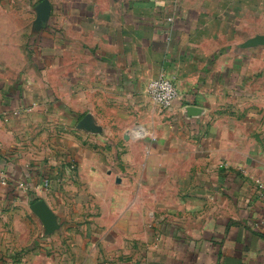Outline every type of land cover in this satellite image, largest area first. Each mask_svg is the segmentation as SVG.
<instances>
[{
	"label": "crops",
	"instance_id": "crops-1",
	"mask_svg": "<svg viewBox=\"0 0 264 264\" xmlns=\"http://www.w3.org/2000/svg\"><path fill=\"white\" fill-rule=\"evenodd\" d=\"M16 1L0 0V264H264V0H49L41 25L44 0ZM10 68L27 69L13 90ZM161 77L169 110L147 96Z\"/></svg>",
	"mask_w": 264,
	"mask_h": 264
},
{
	"label": "water",
	"instance_id": "water-1",
	"mask_svg": "<svg viewBox=\"0 0 264 264\" xmlns=\"http://www.w3.org/2000/svg\"><path fill=\"white\" fill-rule=\"evenodd\" d=\"M51 13V5L49 0L42 1L37 7L36 24L41 25L49 20ZM252 46H264V36H260L251 41ZM80 129L97 132L98 128L95 126L93 119L86 116L79 125ZM31 210L41 219L48 231H54L57 228V218L44 200H40L31 205Z\"/></svg>",
	"mask_w": 264,
	"mask_h": 264
},
{
	"label": "built area",
	"instance_id": "built-area-1",
	"mask_svg": "<svg viewBox=\"0 0 264 264\" xmlns=\"http://www.w3.org/2000/svg\"><path fill=\"white\" fill-rule=\"evenodd\" d=\"M171 21L172 19H170ZM147 94L157 106L165 110L174 107L180 98V93L174 81L164 77L149 81ZM260 187L262 188V186Z\"/></svg>",
	"mask_w": 264,
	"mask_h": 264
},
{
	"label": "rangeland",
	"instance_id": "rangeland-1",
	"mask_svg": "<svg viewBox=\"0 0 264 264\" xmlns=\"http://www.w3.org/2000/svg\"><path fill=\"white\" fill-rule=\"evenodd\" d=\"M27 0H17L16 1V4H21V2L22 3H25ZM28 2V1H27ZM33 3V2H32ZM15 4V3H14ZM34 9H30V10H28V12L31 14V17L28 19L27 18V20L29 21V22H27V25L29 26V29H28V31H27V34H26V36L29 34V36H28V38L30 37V30L32 29V24H33V21L35 20V14H34V11H33ZM10 14H13L14 15V13H10ZM17 16V15H16ZM16 18H18V17H16ZM19 18H21V17H19ZM28 51L29 50H27V55H28ZM14 69L15 68H10L9 70H7V75H2V76H4V77H1V78H3L4 79V81L7 83V85L8 86H10V90H13V86L14 85H16L17 87L19 86H21V82H22V84L24 83V81H26V72H27V69L25 70V72L22 70V71H14ZM11 84H13V86H11ZM19 84V85H18ZM8 91L9 93H11V91ZM147 96H148V98L149 99H151L150 98V96L147 94ZM152 103H153V105H154V107H155V109H158L159 108V110L160 109H162L161 107H159V106H157L152 100H150ZM162 110H165V109H162ZM108 141V140H107ZM109 142V141H108ZM107 142V145H109V147L111 148V147H114V141H112L113 142V144L112 143H108ZM120 156V155H119ZM119 159H120V157H118ZM114 159V158H113ZM20 189H22L23 191H27L28 190V187H27V185H25V184H22L21 185V187H20ZM33 195V193H29V197H30V199L32 200V203L34 202V197L32 196Z\"/></svg>",
	"mask_w": 264,
	"mask_h": 264
},
{
	"label": "trees",
	"instance_id": "trees-1",
	"mask_svg": "<svg viewBox=\"0 0 264 264\" xmlns=\"http://www.w3.org/2000/svg\"><path fill=\"white\" fill-rule=\"evenodd\" d=\"M35 202H37V200H34V202H33V203H35Z\"/></svg>",
	"mask_w": 264,
	"mask_h": 264
}]
</instances>
